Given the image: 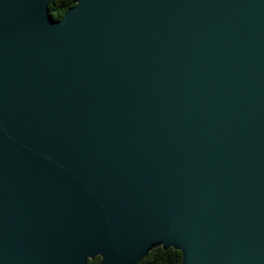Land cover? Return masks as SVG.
I'll list each match as a JSON object with an SVG mask.
<instances>
[{
    "label": "water",
    "instance_id": "95a60500",
    "mask_svg": "<svg viewBox=\"0 0 264 264\" xmlns=\"http://www.w3.org/2000/svg\"><path fill=\"white\" fill-rule=\"evenodd\" d=\"M0 0V264H264V0Z\"/></svg>",
    "mask_w": 264,
    "mask_h": 264
},
{
    "label": "trees",
    "instance_id": "16d2710c",
    "mask_svg": "<svg viewBox=\"0 0 264 264\" xmlns=\"http://www.w3.org/2000/svg\"><path fill=\"white\" fill-rule=\"evenodd\" d=\"M74 0H49L47 4L48 15L53 20H58L64 12L71 7ZM98 257L87 260L86 264H97ZM180 253L171 248L164 249L161 247L152 248L139 262L136 264H179Z\"/></svg>",
    "mask_w": 264,
    "mask_h": 264
}]
</instances>
